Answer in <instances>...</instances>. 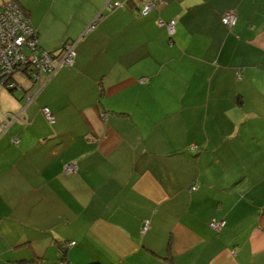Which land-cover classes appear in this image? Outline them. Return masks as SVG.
I'll return each mask as SVG.
<instances>
[{"label": "crops", "instance_id": "0c3cea01", "mask_svg": "<svg viewBox=\"0 0 264 264\" xmlns=\"http://www.w3.org/2000/svg\"><path fill=\"white\" fill-rule=\"evenodd\" d=\"M14 1L76 56L0 87V264H264V0Z\"/></svg>", "mask_w": 264, "mask_h": 264}, {"label": "built area", "instance_id": "2783aa9c", "mask_svg": "<svg viewBox=\"0 0 264 264\" xmlns=\"http://www.w3.org/2000/svg\"><path fill=\"white\" fill-rule=\"evenodd\" d=\"M140 1L142 3V14H147L159 3H164L163 0ZM107 6L111 10L114 8H125L124 4L115 1H110ZM100 17L101 15L98 16V20ZM96 22L94 21L89 25L85 32L91 31ZM176 22V19H172L166 24L159 21L158 25H165L168 34L172 36L175 32ZM222 22L231 28L236 23V15L232 12L225 13L222 17ZM37 35V30L31 24L26 13L14 0H9L0 5V85L8 89V91L21 87V83L15 79L17 75H22L37 83L41 80H48L59 69L73 67L76 56L75 41L66 42L61 52L53 54L39 47ZM24 99L28 104L32 101L33 96L25 93ZM41 113L48 123H54V118L47 107H43ZM18 120V115H1L0 136L7 131L13 122ZM12 142L16 144L17 140L14 139ZM76 168V163H68L64 167V173L72 174L76 171ZM224 225V221L211 220L209 223V227L214 231H220ZM146 228L147 222L143 227V231ZM73 244L70 243L68 246Z\"/></svg>", "mask_w": 264, "mask_h": 264}, {"label": "trees", "instance_id": "16d2710c", "mask_svg": "<svg viewBox=\"0 0 264 264\" xmlns=\"http://www.w3.org/2000/svg\"><path fill=\"white\" fill-rule=\"evenodd\" d=\"M129 2L131 1V2H133V0H128ZM136 1H138L139 3H140V8H139V12H138V14H140V15H146V14H142V3H141V1L140 0H136ZM157 7V6H156ZM155 7V8H156ZM155 8H152L150 11H152V10H154ZM22 9V8H21ZM23 10V9H22ZM24 11V10H23ZM149 11V12H150ZM25 12V11H24ZM148 12V13H149ZM232 13H234L235 15H236V23H237V14L235 13V12H232ZM225 13H223L221 16H220V21H221V23L223 24V22H222V17H223V15H224ZM177 20V19H176ZM177 23V22H176ZM236 23H235V25H236ZM228 30H232L234 27H235V25L233 26V27H228V26H226L225 24H223ZM37 40H38V35H37ZM68 41H73V40H67V41H65L64 43H63V45L61 46V48L57 51V52H50V53H53V54H58L59 52H61V50H62V48H63V46L66 44V42H68ZM28 81H30V82H32V80L31 79H29V78H27V77H25ZM19 81V80H18ZM20 82V81H19ZM21 83V82H20ZM32 83H34V84H36L35 82H32ZM38 83V82H37ZM0 87H2V88H5V87H3V86H1L0 85ZM6 89V88H5ZM6 90H8V89H6ZM9 91H11V90H9ZM13 91V90H12ZM25 100V99H24ZM26 102V101H25ZM49 109V108H48ZM50 111V110H49ZM50 113H51V111H50ZM4 115V114H3ZM43 115V114H42ZM51 115H52V117L54 118V116H53V114L51 113ZM1 116V115H0ZM44 117V116H43ZM45 119V118H44ZM46 120V119H45ZM47 121V120H46ZM47 123H48V121H47ZM54 123H55V118H54ZM54 123L53 124H50V123H48V124H50V125H54ZM3 135V134H2ZM1 135V136H2ZM70 243H73V242H70ZM70 243H63L59 248H60V250L62 251V250H64V248H66ZM74 245V244H73ZM72 246V245H71ZM69 247V246H68ZM60 264H66L65 263V261L62 259L61 260V262H60ZM94 264H96V263H94Z\"/></svg>", "mask_w": 264, "mask_h": 264}]
</instances>
